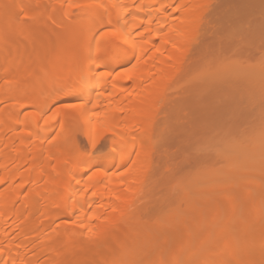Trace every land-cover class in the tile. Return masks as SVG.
<instances>
[{
  "label": "bare ground",
  "instance_id": "bare-ground-1",
  "mask_svg": "<svg viewBox=\"0 0 264 264\" xmlns=\"http://www.w3.org/2000/svg\"><path fill=\"white\" fill-rule=\"evenodd\" d=\"M19 1H22L28 12L33 10L32 0ZM42 1L38 3H44L46 0ZM64 1L69 3L72 1L77 7H82V13H78L81 16L77 19L79 20L77 23L80 22L82 28L81 31L73 33L68 42V57L58 71L55 70L57 73L52 71L48 79L40 86L38 83V87H32L33 89L28 93H24L23 89L5 88L3 90L2 88L0 89L2 100H0L18 97L22 100L20 103L22 109L34 108L36 110L34 118H27L26 121L21 122V125H31L32 128L38 126L45 110L50 108L51 102L53 104L55 101L64 100L69 95L73 97L74 95L71 94L75 92H78L76 93L78 98L86 99L88 102L72 104L61 112V123L65 122L60 124V133L49 144H46V140L42 137L48 136L51 132L50 128L57 126L51 123H55L59 114L56 115L57 118H53L54 121L46 120L44 122L46 130L37 134L23 130L15 131L16 133L13 131L11 135L12 128L10 129L9 123L7 124L9 118L6 122V116L2 113L3 117H0V264H72L73 262H69L68 258L75 254L73 251L75 243H78L77 237H89L93 245H97L109 236L115 238L116 235L111 230L113 223L123 224L128 218L123 202L143 196L144 200L148 199L149 203L154 205L158 198L155 174L158 176L157 173L160 174L162 171L163 174L160 175L165 176L164 179L167 181L165 183L168 184L170 176L171 178L176 176L186 164L191 163L190 161H197L204 165L212 163V159L215 161L221 158L219 160L226 161L228 158L229 161H238L235 162L236 165L239 162L243 164H240V168L238 165V169L237 166L234 167L236 170L231 166L228 167V170L232 169L231 171L224 166V169L220 167L227 174L226 177H222L220 169L213 167L217 170L213 171L214 169L211 168L212 172H209L211 170H207L210 167L206 170L205 166L206 171H203L209 175L205 176H213L208 179L202 174L203 181L200 179L195 181L197 186L200 185L199 182L201 183L195 195L189 196L191 193H188L190 190L187 192L189 185L187 188L182 187L179 203L182 200V203L198 206L199 201L195 199V196L198 199L205 195L208 189L205 187H210V180L213 178L215 182H212L216 188L214 193L217 192L218 200L215 203L212 201L215 207L212 203L211 207L216 210V206L221 207L224 204L234 208L237 199H234V187L232 182V186L230 184L232 179H229L233 174L229 173L235 170L237 174L241 173L238 176L248 177L249 175L248 179H250V183L247 179L249 186L247 185L245 198L243 196V204L248 205V208L249 204L255 205L256 195L263 194L264 191V181L261 179L262 175L264 176V166L261 165L264 164V0H60V2ZM172 8L174 11L171 13ZM51 12L50 18L57 14L54 9ZM66 12L71 15L72 8H68ZM113 32L117 37L116 41L110 37V33ZM52 34L49 39L41 42L43 49L49 53H47L48 56L54 52V48L60 47V41L58 42L57 37ZM22 44L32 45L33 42L27 39ZM151 48L156 49L159 54L147 55ZM135 56L137 59L131 69L124 74L115 75V83L113 82L112 87L105 92L103 89L108 87L109 83L105 73L110 74V70L115 71L119 67L132 63ZM30 63L28 57L19 60L4 59L2 65L0 64V79L13 77L18 80L12 69L13 65H22L24 74L26 72L28 74L29 66L32 65ZM100 67L104 71L97 75L96 70ZM62 82L70 85H67L70 88L65 92L57 90ZM45 87L52 88L48 90L44 89ZM90 100L94 101V106L103 108L105 113L99 123L102 128L99 134L91 133V119L85 117ZM73 115L78 118L77 120L80 119L78 122L83 124L85 134L91 140L94 149L106 135L113 136L107 147L109 155L92 165L101 169L87 179L91 154L79 150L80 143L76 141L72 133L74 131L70 129L72 128L70 123L77 122ZM68 117L69 122L65 120ZM218 128H223L219 131L220 134ZM224 128L226 133L222 135ZM215 132H217L216 135H220V140L216 142L219 144L225 142V146L226 143H232V146L236 144L238 147V150L234 147L236 153L228 149L225 152L213 154V150H210L212 155L207 151L206 147L208 145L210 147L209 142L214 145L217 139ZM254 132L258 133L257 136L261 135L259 139L261 142L254 146L255 156L261 163L258 161L260 163L258 165L255 160L254 167L251 165L252 162L249 167L247 160L244 159L245 155L241 154L245 153L243 150L241 152V148L248 144ZM212 138L213 142H211ZM159 139H162L161 145L164 149V153L163 150L161 151V157L160 154L158 155L159 150L162 149L161 145L158 147ZM137 144L138 155L133 158L135 161L132 165L127 166V163L130 164L128 161L130 155L134 153L131 150ZM170 146H177L179 149L172 153ZM119 147L124 149L131 147V150H127V154L120 150V156L115 157L114 153ZM237 152L243 158L237 157L240 156ZM228 159L227 162H229ZM250 161L254 162V160ZM155 163L158 165L154 166ZM241 166L244 167L241 168ZM119 169L122 170H120L121 173L115 171ZM243 171L251 172L245 175ZM216 176L220 178L216 179ZM110 178L111 181H108ZM150 180L154 182L155 187ZM175 181L179 180L175 179ZM30 183H33L34 187L28 191L26 187ZM26 190L28 192L25 194ZM47 191H51V194L50 192L47 194ZM200 193L204 194L200 195ZM90 197L95 205H100L97 207L98 212L92 214L88 220L89 210L86 202ZM159 198L162 199V197ZM161 199H157L158 202L160 200L162 203ZM20 200L23 201L22 206L17 205ZM187 200L190 203H187ZM196 201L197 205L194 203ZM160 202L157 205L156 201L155 205L158 206L156 208L161 206ZM188 205L186 207H191ZM253 207L256 208V206ZM178 208L175 207V209ZM143 209L141 210L144 211ZM168 209H172V206ZM253 210L254 213L258 211L254 208ZM136 212L130 219L132 223L140 220ZM196 213L198 217L200 211ZM178 214L174 213L171 216L174 231H179L181 227ZM251 216L248 221L250 229L258 214ZM74 218H78L81 222V229L68 228L65 225L55 228L56 225H53L58 219L72 220ZM202 220L204 221V218ZM126 223H129L128 220ZM131 224L126 229L128 230L126 233L130 236L129 241L132 240L130 243L134 245L138 237L135 236L136 232L132 228L134 224L132 226ZM52 225L54 230L51 228ZM215 231L217 232V230L212 231L215 235L213 233L214 236L211 235V246L202 247V251L199 250L203 252L206 249L204 253L210 257L218 256L221 252L219 249L221 237H219V231L217 234ZM254 236L253 233L250 238ZM199 237L203 242L202 233ZM163 243L165 245L167 239ZM120 244L124 254L131 252L132 247ZM61 246L66 250H61L63 249ZM228 249L230 260L228 264H241L240 247L230 243ZM75 250L74 252H80V249ZM47 252L51 253L49 255L51 257L49 260L46 258L43 260ZM179 253L181 254V251ZM261 254L260 252L259 256L264 257ZM252 256L249 264H257L255 256L258 255H254L255 258ZM175 259L177 260V256ZM261 259L264 263V258ZM92 261L93 259L90 260V264L98 262V260ZM204 264L215 263L205 261Z\"/></svg>",
  "mask_w": 264,
  "mask_h": 264
},
{
  "label": "rangeland",
  "instance_id": "rangeland-1",
  "mask_svg": "<svg viewBox=\"0 0 264 264\" xmlns=\"http://www.w3.org/2000/svg\"><path fill=\"white\" fill-rule=\"evenodd\" d=\"M32 1H33V3H31V5L33 6L32 7L33 10H31V12H28L26 10V7L23 6L22 1H19V0H0V64L2 65L3 60L6 58H13L15 60H19L21 58L26 59L27 57L31 61L30 65L32 64L31 67L29 66L30 70H28V74H27V72L24 74L25 71L23 72V66L22 65H20V64H16L15 66L13 65L12 69H14V72L16 73L19 81L15 80L16 78L14 79L13 77H10L9 79L8 78L3 79V80L0 79V89H2V88H3V90H5V88L21 89V90L23 89L22 91L24 93H26V92L28 93V92H30L31 89H33L32 87H34V88L38 87V83L40 86L42 83H44L48 79V77H49L50 73H52V71H54V72H55V70L58 71V69L61 67L60 65H62V63L65 61V59L69 55L68 42H69L72 34L75 32L81 31L82 27H81L80 22L77 23L79 21L77 19L81 16L79 14L82 13V7L81 6L77 7L75 2L70 1V3H69V1L60 2V0L59 1L58 0H56V1L55 0H46V1L43 0L44 3H40V2L38 3V1H40V0H32ZM68 4H69V6H68ZM66 8L67 9L72 8V11L74 14L72 13L71 15H68L66 12L67 11ZM156 8H158V6H156ZM53 9H54V11H56L57 14L55 16L52 15L54 17L51 16V18H50V15L52 13L51 11ZM148 9H149V7H148ZM78 10H80V11L78 12ZM173 11H174V8L170 9L171 13ZM50 32L55 35L54 37H57L58 40L57 39L56 40L58 42L60 41L59 42L60 47L57 49L54 48L55 49L54 52H52V54L48 56L49 53L43 49L41 42L43 43V41H45V39H49L50 34H51ZM100 35H101V33H100ZM148 35H150V34H148ZM98 37H99V35H98ZM110 37L114 41L117 40L116 35H111V33H110ZM27 39L32 40L33 44L32 45H23L22 43L24 41H26ZM157 40L159 41V39H157ZM51 41H53V39ZM53 53H54V55H53ZM155 54L158 55L159 52L157 53L156 49L151 48L147 55H149V56L153 55L154 56ZM136 57L137 56L134 57L132 63L124 65L122 67H119L118 69H115V71H111V70L109 71L110 74L107 75L109 78L108 87H104V89H103L105 92H107L109 90V88L112 87L113 82L115 83V78H116L115 75L122 74V73L124 74L131 69V67L136 62V59H137ZM102 66H105V64H102ZM98 69H97L98 71L96 70L97 75H98V73L104 71V69L102 67H100ZM55 73H57V72H55ZM23 82H25V83L23 84ZM129 83H132V82H129ZM62 84H63V82H62ZM62 84H60V86L57 88V90L60 89L63 92H65L67 89L70 88V87H67V85L70 86L68 83L66 84L64 82L63 86H62ZM47 87H48V85H47ZM50 88H52V87H50ZM44 89H48V88L45 87ZM53 90L54 89H52V91ZM62 91H60V92H62ZM76 93H78V92H75V94L74 93L71 94V95H74L73 97L69 95L68 97L64 98V100L62 99V100H59L58 102L55 101V102H53V104L51 102L49 105L50 108H47L48 110L47 109L45 110L46 112L44 113V115L43 114H42L43 116L41 115L42 119H40V121H39L40 123H38V126L34 127V128H32L31 125H28V126L21 125L22 124L21 122H23L25 119H27V118L31 119L33 117V115L35 116L36 110L32 107H29V108L25 107L27 109H22V107H20V105H21L20 103L22 100H21V98L18 99V97L15 99L9 98V100H7V98H5L6 100L3 98L4 101H1L2 99L0 98L1 99L0 100V115H1L0 117H3L2 115L4 114V116H6L5 117L6 122L8 121L6 119L9 118V121L7 122V124L9 123L10 129L14 128L13 130L11 129L10 134L11 133L13 134V131L14 132L15 131L21 132L23 130H28V131L33 132V134L34 133L37 134L44 129L46 130V127L44 126L45 125L44 122H46V120L53 119V118L55 119V118H57L56 115L59 114L58 115L59 117L57 118V120L55 119V123L53 122L54 119L52 121L53 123H51L52 125H57V126L55 128H50L51 132L48 136L42 137L43 139L46 140L45 141L46 144H49V143L53 142L55 140L56 136L60 133L59 132L60 131L59 130L60 124L65 122L62 120L63 122L61 123V119H60L61 118L60 117L61 112L65 109H68L70 107L69 105H72V104L76 105V104L88 102L86 99L78 98V94H76ZM23 102H24V100H23ZM89 102L90 103L87 107L85 117H89L91 119V123H92L91 133L92 134H99L102 131V128L99 126V123H100V120L104 117L103 115H105V113H104L103 108H98V107L93 105L94 104L93 100H90ZM19 108H21V109H19ZM73 117L76 118V120L78 118H80V116H78V118H77V117H75V115H73ZM74 118H71V119H74ZM68 119H69V117L65 118V120H68ZM76 120H74V121H76ZM79 120H77L76 123H74V122L70 123L71 127H72L70 129H71V131L72 130L74 131V132H72V133H74L73 136L76 137L75 138L76 141L78 140L79 142L78 141L77 142L80 143L79 145L81 148L79 150H81L82 152L87 151L88 153L91 154L90 160L88 162V166H90V171L87 173V176H86V179H87L95 171H97L98 169H101L100 167L95 168L92 165H94V162H96V161L98 162L99 160H102L103 158H105L109 155L107 147L109 146L111 137H113V136L109 135V134L106 135L105 138L103 140H101L99 146L94 149L92 147L91 140L85 134V129H84L83 124L78 122ZM68 122H69V120H68ZM206 124L207 123H205L204 125H206ZM244 127H245V125H244ZM222 129L223 128H221V129L218 128L219 134H220L219 131ZM259 129H261V128H259ZM256 131H258V130H256ZM224 132H225V128H224L223 132H221V134ZM216 133L217 132H215L214 134L216 135ZM219 134L216 135L217 139H215L214 138L215 136L213 137V135H212V137L215 139V143L213 145V143L209 142L210 147H209V145L208 146L206 145L207 151H209L211 154H212V152H214L213 154H218V153L225 152V150L229 149V151L236 153L235 150H238L237 149L238 147L236 144H235V146H232V143H226V146H225V144H224L225 142L223 144L222 143L219 144V142H216V140H220ZM260 134H262V133L260 132ZM257 135H258V133L254 132L251 139L248 141V144L244 145L242 148L239 147V148H241V152H242V150L245 152V153H241V154H243V156L244 155L246 156V157L244 156V159L247 160V164H249V167H250L251 162H252V164H251L252 167H254L253 163H256V162L258 163V161L260 160V159L257 160L258 158H256V156H255V147L254 146L258 145L259 142H261L259 140V139H261V135H259L260 137ZM214 139L212 141L211 140L210 141L213 142ZM161 140L162 139H159L160 143L158 142V147H160V145L162 143ZM256 142H258V143H256ZM69 146L71 147L70 144H69ZM136 146H138V144ZM136 146L133 147L132 150H131V147H127L125 149H124V147H119V148H117V151L114 153V156L119 157L120 156V154H119L120 150H122V152H125V154H127V152H126L127 150H131V152L133 151L134 153H132L133 155L132 154L130 155L129 160H128L130 164L127 163V166L132 165V163L135 161V159H133V158H136L138 155V153H136V152H138L137 149H139V146L138 147H136ZM170 147H171L172 153L176 152V150L179 149V147H177V146H174V147L170 146ZM234 147H235V150H234ZM161 148L162 149L159 150L160 153L157 151L158 155L160 154V157H161V153L162 152L164 153L163 146ZM134 149H136V150H134ZM70 150H71V148H70ZM210 150L211 151L213 150V151L211 152ZM231 152H230V154H231ZM128 153H129V151H128ZM227 153H229V152L227 151ZM233 153L231 155H233ZM237 153L240 154L239 152H237ZM76 154H79V153H76ZM241 154H240V156H237V157H242ZM72 155H73V152H72ZM227 156L229 157V155H227ZM251 156H253L252 157L253 159L251 158ZM223 157H225V155H223ZM75 158H77V157H75ZM217 159L219 160L221 158H217ZM217 159H215V161H213L214 159H212V161H211L212 163H209V164L205 163L208 165H205V164L203 165V163H200L197 161H195V162L190 161L191 163H189V165L186 164L185 168H183L182 171L177 172L176 176L174 175L173 178H171L172 176H170V180L168 179V184L165 183V182H167L164 179L165 176L160 175L161 173L163 174V172L160 170L161 171L160 174L157 173L158 176H156V174H155L156 183L158 185V187H157L158 191H156L158 198H156V200L154 199L155 204L157 201V205H158L160 200L158 202L157 199H161L159 197H162L161 201L163 204L160 202L159 205H161V206L159 208H156L158 206L155 204L154 205L152 203L150 204L149 203L150 201H148V199L144 200L143 196L138 197L136 199L132 198V199L126 200L123 203H124L125 212L128 214V218L126 219V221H124V223L122 221L123 224H121V223L116 224V222H115V223H113V225L111 227V230L116 235V237H115V235H114L115 238L110 237V236L106 237L105 239L100 241L97 245H93V241L89 237H82V238H80L81 236L77 237L78 240H76V241H78V243H75V249H78V250L80 249V252L79 251L74 252V251H76L74 249L73 253H75V254H73V256L70 254L71 256L68 258V261L69 262L72 261L74 264H90V260H92V259H93V261L98 260V262L96 261L97 264H107V263L108 264H204L205 261H212L215 264H228L230 262L229 257H228V250H229L228 248L230 247V243H232L233 245L235 244V246L237 245L241 249V250H239L240 256L242 257L241 258V261H242L241 264H249V261L251 260L250 258L252 255H253L252 258L254 257V255H258V256H255L258 258V259L256 258V261H255V262H257V264H264L262 262V259H261L264 257L259 256L260 252L262 253L261 256L264 255L263 254L264 253V207H262V206H264V195H263L264 191L262 192L263 194L258 193L256 195L255 205L249 204V208H248L247 207L248 205L243 204L244 203L243 201H244V198L246 196L245 195V193L247 192L246 190H247L249 183H250V181H249L250 179H248L249 175H247L248 177H246V176L244 177V175H242L243 177L238 176L241 173L239 174V172H238V174H237V172L235 171L236 168H234L237 166V169H238V165L240 168V164H243V163L239 162V164L236 165V163L238 162L236 160L235 161L234 160L229 161V159L227 158L229 161V162H227V159H226V161L225 160H219L218 161ZM125 160H126V162H128L127 158ZM240 160H242V159L240 158ZM250 160H254V162L250 161ZM255 160H256V162H255ZM223 161H225V162H223ZM231 161H234V162H231ZM249 161H250V163H249ZM230 162H231V164H230ZM259 162L261 163V161H259ZM260 163H258V165ZM71 164H72V162H71ZM156 164L157 163H155L154 166ZM232 164H234V165H232ZM72 165H71V167H72ZM255 165H256V167H258L257 164H255ZM261 165L264 166V164H261ZM223 166L225 167V169L227 168V170H228V167H230V166L235 169V170L233 169L234 171H232L230 173L228 172L229 174H231V173L233 174V175L231 174L232 177H229V179L230 180L232 179V181H230V184L232 182L233 187H234V194H235L234 199L235 200L237 199L235 201V205L233 206L234 208H232L230 206L227 207V205H225L229 209L228 210L227 208H225V206L223 204L221 207L216 206L217 211L214 209L215 206L212 203V201L215 203V201L218 200V197H217L218 194H217V192L214 193L216 188L214 187L215 181L213 180V178H212V180H210L212 186L210 185V187H207V186L205 187L206 189L207 188L209 189V190L207 189V191L205 193L206 196L203 195L204 193H202V194L200 193V195H203V196H201V198L200 197L198 198L200 200L202 199L201 203H200V200H198L197 197L195 196V199L197 201H199L198 206H191V204H189L191 207H186V205H188V204H185L186 202L182 203V200L179 203V201H180L179 199L181 198L180 197V194H181L180 191H181L182 187L187 188L188 187L187 185H189V188H187L188 189L187 192L189 190L190 191L188 193L191 192L189 194V196L195 195V193H197V190H196L197 187L201 185V183L199 182L198 184H200V185L197 186L195 181H197V179H200V181H203L201 179V178L204 179V177H202V174L204 176L207 175L204 171H206L207 168H209V167H210V169H208L207 171L211 170V168L214 169L213 171L217 170L215 168H218L221 170L222 168L224 169ZM204 167L206 168V170L204 169ZM213 167H215V168H213ZM220 167H222V168H220ZM243 167L241 166V168H243ZM156 168H158V167H156ZM261 168H263V167L261 166ZM120 170L121 169L115 170V171H117V173H119ZM227 170H226V172H227ZM229 170H230V168H229ZM242 170H244V169H242ZM251 170H252V168H251ZM154 171H155V169H154ZM218 171H217V174H218ZM260 171H261V169H260ZM186 172H188V173H186ZM209 172H212V170ZM248 172L250 173L251 171L244 172L245 175ZM153 174H154V172H153ZM215 174H216V172H215ZM220 174L222 175V177H224V176L226 177V175H227V174H225L224 170H221ZM221 175H219V176H221ZM207 176H209V175H207ZM207 176H205V178ZM212 176L213 175H211V177ZM219 176H216V179ZM152 177L154 178L153 175H152ZM187 177H189V178H187ZM211 177H207V178L210 179ZM153 178H151V179H153ZM175 179H177L179 181H175ZM247 179H248L249 183H247ZM261 179L264 181L263 175H262ZM108 181H111V178ZM212 181H214V182H212ZM151 182L152 181L150 180V183ZM153 183L154 182H152V184ZM232 184H231V186H232ZM202 185H203V183H202ZM33 187H34L33 183H30L26 187V189L29 191L30 189H33ZM154 187H155V185H154ZM170 188L172 189V192H171ZM176 189H177V191H175ZM27 190H26L25 194L28 192ZM47 190H49V189H47ZM159 191H161V192H159ZM164 191H165V193H164ZM47 192H48L47 194H49V192L51 194V191H47ZM172 193L174 196L172 195ZM163 194L166 196L165 202H164V195ZM197 196H199V195H197ZM243 196H244V198H243ZM188 198L190 199V197H188ZM210 198H212V199H210ZM193 199H191V200H193ZM195 199L193 201H195ZM203 200H205V201H203ZM187 201H188L187 203H190L189 200H187ZM197 201L194 202V203H196V205L198 204ZM211 203H212V206H214V207H211ZM17 205L22 206L23 201L20 200ZM99 205H95V202L92 199V197H90L87 200L86 207L89 210V214H88V218H87L88 220L92 216V214L98 212L97 207ZM250 205L256 206V208L253 206H250ZM154 206L156 209L154 208ZM171 206H172V209L169 210L168 208H171ZM179 206H180V208H178ZM145 207L147 208V210H145L146 209ZM175 207L178 209H175ZM193 207H195V208H193ZM202 207H204V208H202ZM54 208H55V206H54ZM140 208L141 209L144 208L143 209L144 211H142ZM173 208L175 209V211ZM181 208H183V209H181ZM250 208H252V209H250ZM253 208L257 209L259 212L257 210H255L257 212L254 213ZM154 209L157 211H155ZM196 209H197V211H200L199 215H201L200 217H202V218H200L198 215L199 220H197V221H196V219L198 217H197ZM224 209H225V211H224ZM231 209H232V211H231ZM57 210H58V208H57ZM170 211H171V213H170ZM227 211H229V213ZM135 212H136V214L137 213L139 214V218H140V220H139L140 222L139 221L137 223L135 222L136 224L134 222L132 223V221L130 220L131 217L133 215H135ZM183 212H185L184 213L185 215L183 214ZM174 213H177V214L179 213L178 215H179L180 222H181L180 230L178 229L179 231H177V230L174 231V227H172L173 225L171 223V221H172L171 216H172V214L174 215ZM208 213H210V214H208ZM187 214H190V215H187ZM253 214H258V216H255V218L257 217L256 219L253 218L254 222H253V225H251V229H250L248 227V221L251 219L250 216ZM202 215H204V217ZM203 218H204V221L202 220ZM216 219H219V220H216ZM127 220L129 223H126ZM163 220H164V222H163ZM217 221H219V222H217ZM55 222H57V223H55ZM55 222L53 224L54 226L56 225L55 228H57V226L59 227L61 225H63V226L65 225L68 228H74V229H81V227H82V224L78 218H74L72 220H68V219H60L59 220L58 219V221H55ZM130 224H131V226L134 224L132 226V228L136 232V235L135 234L134 235L138 237V239H135L134 245L130 243L132 240L129 241L130 236H129V234L126 233L128 231V230L126 231V229L130 227ZM197 224H199V225L197 226ZM53 225L51 227V228H53L52 230H54ZM215 225H217V226H215ZM200 227H202V228H200ZM51 228H50V230H51ZM171 228H173V229H171ZM190 229H192V231ZM214 230H217V232L219 231V234H220L219 237H221V238H219L220 243H221L219 245L222 248V250H221V248H219L221 251L219 253V255L210 257L209 255L207 256L206 253H204L206 251V249H204L203 252H201V251H202V247L207 248L208 246L209 247L211 246L210 244H212V242H210L211 241L210 239H212L211 237L215 235L212 232ZM217 232H216V234H217ZM201 233L203 234V242H201L202 240H200V237H199V234H201ZM212 233L214 235H212ZM253 233L255 234V236L253 238H250L251 234H253ZM116 238H117V240H116ZM165 239H167V243L164 245L163 242ZM63 240H61V241H63ZM76 241H74V242H76ZM120 243H122V245H129V247H132V248H130L131 252L129 254H124V251H122V249H121L122 246ZM57 244H58V242L56 243V245ZM61 247H63V246H61ZM64 249H65L64 247H63V249L61 248V250H64ZM81 249L84 251H82ZM178 250L181 251V254L179 253ZM197 250H198V252H197ZM199 250H201V251H199ZM94 251H96V252H94ZM71 252H69V253H71ZM62 253L64 254V251ZM177 253H179V254L177 255ZM46 255H45L46 257L44 256L43 260L45 258H46V260H49V258L51 257V256L49 257V255H51L50 252H47ZM175 256H177V260L176 259L174 260ZM94 257H96V258H94ZM64 258H66V257H64ZM66 259L64 261L65 263H66ZM254 264H256V263H254Z\"/></svg>",
  "mask_w": 264,
  "mask_h": 264
},
{
  "label": "snow or ice",
  "instance_id": "snow-or-ice-1",
  "mask_svg": "<svg viewBox=\"0 0 264 264\" xmlns=\"http://www.w3.org/2000/svg\"><path fill=\"white\" fill-rule=\"evenodd\" d=\"M111 35H115V32L111 33ZM105 75H108V73H105ZM69 106L71 107L72 105Z\"/></svg>",
  "mask_w": 264,
  "mask_h": 264
}]
</instances>
